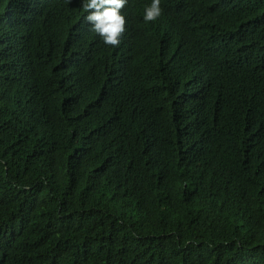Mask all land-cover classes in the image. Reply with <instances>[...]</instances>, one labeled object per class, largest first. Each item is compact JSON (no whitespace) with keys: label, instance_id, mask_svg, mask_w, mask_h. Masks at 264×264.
Segmentation results:
<instances>
[{"label":"trees","instance_id":"16d2710c","mask_svg":"<svg viewBox=\"0 0 264 264\" xmlns=\"http://www.w3.org/2000/svg\"><path fill=\"white\" fill-rule=\"evenodd\" d=\"M82 4L0 0V264H264V0Z\"/></svg>","mask_w":264,"mask_h":264},{"label":"clouds","instance_id":"9594fccd","mask_svg":"<svg viewBox=\"0 0 264 264\" xmlns=\"http://www.w3.org/2000/svg\"><path fill=\"white\" fill-rule=\"evenodd\" d=\"M7 6L12 0H2ZM128 0H83L82 8L87 13L85 19L103 43L108 46L118 47L123 33L126 31V17L122 10ZM11 11V9H8ZM163 14L161 0H151L145 6L143 19L145 22H154Z\"/></svg>","mask_w":264,"mask_h":264},{"label":"rangeland","instance_id":"374dc122","mask_svg":"<svg viewBox=\"0 0 264 264\" xmlns=\"http://www.w3.org/2000/svg\"><path fill=\"white\" fill-rule=\"evenodd\" d=\"M7 5H10V2L9 1L7 2Z\"/></svg>","mask_w":264,"mask_h":264}]
</instances>
